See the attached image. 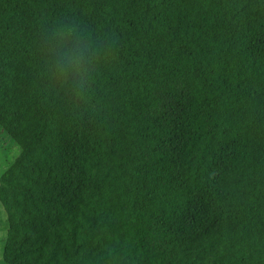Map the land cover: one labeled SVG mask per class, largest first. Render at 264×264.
Instances as JSON below:
<instances>
[{
	"label": "trees",
	"instance_id": "obj_1",
	"mask_svg": "<svg viewBox=\"0 0 264 264\" xmlns=\"http://www.w3.org/2000/svg\"><path fill=\"white\" fill-rule=\"evenodd\" d=\"M0 127L4 264H264V0H0Z\"/></svg>",
	"mask_w": 264,
	"mask_h": 264
},
{
	"label": "rangeland",
	"instance_id": "obj_2",
	"mask_svg": "<svg viewBox=\"0 0 264 264\" xmlns=\"http://www.w3.org/2000/svg\"><path fill=\"white\" fill-rule=\"evenodd\" d=\"M19 156V147L16 140L4 132L0 127V179L12 166ZM9 229L7 213L0 204V264H4V250Z\"/></svg>",
	"mask_w": 264,
	"mask_h": 264
},
{
	"label": "clouds",
	"instance_id": "obj_3",
	"mask_svg": "<svg viewBox=\"0 0 264 264\" xmlns=\"http://www.w3.org/2000/svg\"><path fill=\"white\" fill-rule=\"evenodd\" d=\"M77 69H78V64L73 65L71 59H66L64 66L60 67L59 71H60V75L67 77V75L77 71Z\"/></svg>",
	"mask_w": 264,
	"mask_h": 264
}]
</instances>
